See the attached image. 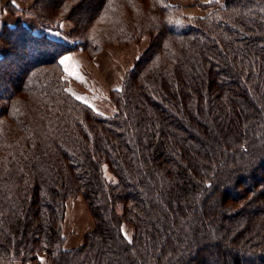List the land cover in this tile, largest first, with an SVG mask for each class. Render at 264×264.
I'll return each mask as SVG.
<instances>
[{
  "label": "trees",
  "instance_id": "obj_1",
  "mask_svg": "<svg viewBox=\"0 0 264 264\" xmlns=\"http://www.w3.org/2000/svg\"><path fill=\"white\" fill-rule=\"evenodd\" d=\"M220 1L205 16L170 0L3 7L71 19L76 44L23 19L1 33L0 264H264V0ZM146 34L114 115L69 90L66 53ZM77 195L95 227L66 248Z\"/></svg>",
  "mask_w": 264,
  "mask_h": 264
},
{
  "label": "rangeland",
  "instance_id": "obj_2",
  "mask_svg": "<svg viewBox=\"0 0 264 264\" xmlns=\"http://www.w3.org/2000/svg\"><path fill=\"white\" fill-rule=\"evenodd\" d=\"M20 4L14 3L19 8H30L36 0H19ZM217 5H211L212 2ZM203 3L202 0H170L171 3L179 5L182 12L189 16H205L214 9L223 5L220 0ZM12 0H3L0 8V55H5L10 47L1 37L4 25H15L18 20L23 19L25 24L39 35H47L58 41L69 45L76 44V40L71 38L74 29V22L65 18L58 28L42 26L32 13L13 11L6 7ZM208 2V1H207ZM199 4L201 6H195ZM184 5L193 7L188 8ZM3 8V11H2ZM12 8H14L12 6ZM5 9V10H4ZM150 43V35H144L138 41L129 43L106 44L96 53L85 50L81 47L66 53L71 59L62 64L65 71L64 76L68 80L69 90L78 98L90 104L97 112L105 115H114L116 106L112 100V92L122 87L127 71L133 66L138 57L144 52ZM62 57V59H63ZM108 172V171H107ZM112 177L111 173H107ZM95 227L94 217L82 195L70 197L67 200L66 214L63 222V230L66 248H74L84 242L87 233ZM124 232L128 237L133 233V226L124 224ZM45 253H40L39 260L47 261ZM44 263V262H43ZM46 263V262H45ZM23 264V263H17ZM25 264H38L37 261H29ZM46 264H50L47 261Z\"/></svg>",
  "mask_w": 264,
  "mask_h": 264
},
{
  "label": "crops",
  "instance_id": "obj_3",
  "mask_svg": "<svg viewBox=\"0 0 264 264\" xmlns=\"http://www.w3.org/2000/svg\"><path fill=\"white\" fill-rule=\"evenodd\" d=\"M202 1H204L203 3H209V1L211 2V1H214V0H202ZM208 1V2H207ZM12 2H14V3H17V4H19V5H22L23 3L22 2H20L19 0H12ZM22 3V4H20V3ZM195 6H201V5H199V4H196V5H194V7ZM184 7L186 8V7H188V8H193V7H190V6H187V5H184ZM27 26H28V24H26Z\"/></svg>",
  "mask_w": 264,
  "mask_h": 264
},
{
  "label": "snow or ice",
  "instance_id": "obj_4",
  "mask_svg": "<svg viewBox=\"0 0 264 264\" xmlns=\"http://www.w3.org/2000/svg\"><path fill=\"white\" fill-rule=\"evenodd\" d=\"M70 59H71L70 56H65V57H63V59H61L60 63H61V64H64V63H66L67 61H69Z\"/></svg>",
  "mask_w": 264,
  "mask_h": 264
}]
</instances>
